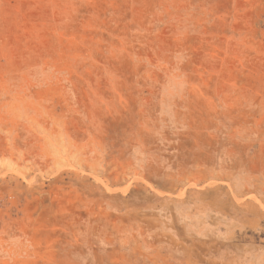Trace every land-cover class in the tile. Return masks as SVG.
Listing matches in <instances>:
<instances>
[{
    "label": "rangeland",
    "instance_id": "rangeland-1",
    "mask_svg": "<svg viewBox=\"0 0 264 264\" xmlns=\"http://www.w3.org/2000/svg\"><path fill=\"white\" fill-rule=\"evenodd\" d=\"M0 264H264V0H0Z\"/></svg>",
    "mask_w": 264,
    "mask_h": 264
}]
</instances>
